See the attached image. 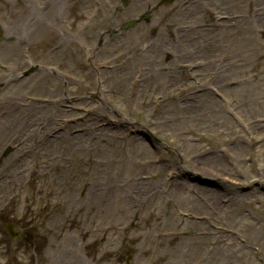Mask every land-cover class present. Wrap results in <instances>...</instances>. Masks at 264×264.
Segmentation results:
<instances>
[{
    "label": "rangeland",
    "instance_id": "374dc122",
    "mask_svg": "<svg viewBox=\"0 0 264 264\" xmlns=\"http://www.w3.org/2000/svg\"><path fill=\"white\" fill-rule=\"evenodd\" d=\"M94 2L0 0V264H264V0Z\"/></svg>",
    "mask_w": 264,
    "mask_h": 264
},
{
    "label": "bare ground",
    "instance_id": "6f19581e",
    "mask_svg": "<svg viewBox=\"0 0 264 264\" xmlns=\"http://www.w3.org/2000/svg\"><path fill=\"white\" fill-rule=\"evenodd\" d=\"M96 2H99V0H96ZM96 2H94V3H96ZM173 15H176L175 14V12L173 13ZM41 25H42V23H41ZM44 25H46V23L44 24ZM43 25V26H44ZM225 61V60H224ZM224 61L222 62V64L224 63ZM137 86V88L139 87V84H137L136 85ZM202 95H198V96H192V97H189V99L188 100H183L182 102H181V105H178L177 104V102H178V100L180 99L179 97H177L175 100H174V103H173V109H172V112H171V114H170V116L172 115V114H176V113H178L179 111H182L184 108H187V109H190V110H192L195 106H198V107H203L204 108V110H206V107H207V105H206V103H207V100L208 101H212L213 100V98L212 97H210V95L207 93V92H205V91H202ZM188 94H190V95H192L193 93H188ZM6 104L4 105V104H2V106L0 107V108H3V110L5 111V115H6V120H2L1 118H0V123H5V125H7V128H6V130H8V128H10L11 126H9V125H11L10 124V122L12 121L11 120V118H14L15 117V114H9L11 111H9L12 107H16L17 108V111L20 113V114H23V112H24V108H23V106H27V105H24V104H18V103H16V100H13V99H9V100H7L6 102H5ZM37 105H35V106H33V107H36ZM31 111V110H30ZM11 115H12V117H11ZM16 116H18L17 114H16ZM169 116V117H170ZM193 117V116H192ZM18 118V117H17ZM15 119V121L16 120H18V119ZM193 120L194 121H196L197 119L195 118V117H193ZM258 125V124H257ZM29 131L32 133V129H29ZM8 132V131H7ZM92 132H94V131H92ZM244 146H243V142H241V141H238L237 143H233L232 144V148H237V149H241V148H243ZM48 155V153L47 152H45L44 150H43V152L42 153H40V156H42V157H46ZM215 157V156H214ZM212 159H213V157H212ZM211 159V160H212ZM209 163V165L210 166H207V167H204V169H205V171L206 172H208V174H213V175H215V177H218L222 172H223V169L225 168L224 166H213V163L212 162H208ZM218 163H219V161H218ZM159 173H161V172H159ZM157 182H155V184H151L149 187H147L144 191V193L146 194V193H148V192H150V190H152V191H156L157 189H158V181H161V180H164V182H166V181H168V183L170 184V188H169V191L168 192H170V193H173L174 192V195H176V196H178L179 198H181V196L184 194V191H182V189L184 188V186H185V183L184 182H182V181H178V180H176L175 182H174V179H172V180H166L165 178H163L160 174H158L157 175ZM125 185L126 186H132V187H134V188H136L137 189V187H141V188H144V186H143V182L141 181V180H137V179H131V178H127L126 180H125ZM165 186V185H164ZM217 187L220 189L221 188V185H219L218 183H217ZM213 191H216V189H212ZM138 191L140 192V190H137V193H138ZM213 191H211V194H215ZM141 193V192H140ZM169 193V194H170ZM91 195H92V206H94V207H96V209H100L101 208V206H102V204L103 203H105L106 201H107V199L106 198H102V196L100 195V193H99V191L94 187L93 189H92V192H91ZM115 196L116 195H114V200H115ZM189 198V195H187L186 196V199L185 200H187ZM196 200H195V203H200L201 205L203 204V205H206V204H208L209 203V201L205 198V197H202V196H200V195H197L196 197ZM191 200V199H190ZM190 200H189V203H190ZM191 202H192V200H191ZM217 206L219 207V208H222V206L219 204H217ZM183 260V259H182ZM224 262H226V259H224ZM183 263H185L184 261H183ZM221 264V263H220Z\"/></svg>",
    "mask_w": 264,
    "mask_h": 264
}]
</instances>
